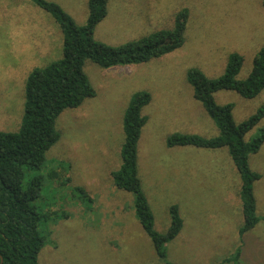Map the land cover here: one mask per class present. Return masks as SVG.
<instances>
[{
	"label": "rangeland",
	"instance_id": "1",
	"mask_svg": "<svg viewBox=\"0 0 264 264\" xmlns=\"http://www.w3.org/2000/svg\"><path fill=\"white\" fill-rule=\"evenodd\" d=\"M57 4L78 26L88 19L89 0H45ZM264 0H110L94 39L121 46L171 29L181 9L189 11L185 43L148 63L101 69L86 61L84 72L96 92L77 109L56 120L59 141L46 153L42 190L31 204L51 221L41 223L48 236L37 264H166L141 228L133 196L114 187L111 173L120 165L122 122L131 97L148 92L141 115L137 150L138 177L154 217V230L165 233L169 208L179 209L184 227L166 245L171 264H219L238 246L241 204L234 198L240 181L227 149H168L176 133L218 137L219 131L193 99L186 72L197 68L210 79L224 72L237 53L247 78L255 54L264 47ZM48 32V34L46 33ZM39 33L38 36L36 34ZM62 58V34L52 17L28 0H0V132H17L24 110L25 82L36 68ZM218 105L232 104L241 123L264 105V91L252 100L234 92L214 95ZM264 128V119L246 137ZM262 178L254 184L256 214L264 216V144L248 159ZM231 194H233L231 196ZM234 198V199H233ZM264 224L246 239L245 264H264Z\"/></svg>",
	"mask_w": 264,
	"mask_h": 264
},
{
	"label": "trees",
	"instance_id": "2",
	"mask_svg": "<svg viewBox=\"0 0 264 264\" xmlns=\"http://www.w3.org/2000/svg\"><path fill=\"white\" fill-rule=\"evenodd\" d=\"M28 1L48 13L59 26L62 58L44 68H36L28 75L20 127L14 133L0 132V264H37L39 252L47 241L48 236L39 226L51 221L50 213H42L31 204L40 196L42 178L32 177L24 182L27 175L44 168L46 153L59 141L60 133L56 130L58 117L65 110L77 109L85 100L96 96L84 72L85 62L106 70L159 59L183 47L189 19V11L181 9L174 16L171 29L159 30L113 47L94 39V31L105 19L110 0H89L88 19L84 26H78L55 3ZM242 65V56L232 53L227 58L223 74L216 79L208 78L197 68L186 72L193 99L201 104L217 127L218 137L206 139L176 133L166 139L168 149H227L237 170L240 186L234 198H239L242 218V225L237 231L238 246L219 264H245L246 237L252 235L259 224H264V216L259 218L256 214L254 197V184L262 176L252 172L248 163L249 156L258 153L264 144V128L246 140L247 135L264 119V105L247 120L236 123L232 115L234 106L218 105L214 101L218 92H234L243 99L252 100L264 91V47L255 54L247 78L237 80ZM151 100L148 92H137L131 97L122 122L124 142L120 150V165L111 173V178L115 188L133 196L135 216L150 239L156 256L171 264L167 261L166 245L183 230L179 209L175 205L169 208L170 225L165 233L155 231L153 213L138 177V142L147 123L141 112ZM259 245L264 250V245Z\"/></svg>",
	"mask_w": 264,
	"mask_h": 264
},
{
	"label": "crops",
	"instance_id": "3",
	"mask_svg": "<svg viewBox=\"0 0 264 264\" xmlns=\"http://www.w3.org/2000/svg\"><path fill=\"white\" fill-rule=\"evenodd\" d=\"M46 33L48 34V32H46ZM38 35H39V33L36 34V36H38ZM246 239H247V237H246ZM244 251H245V255H246V245H245Z\"/></svg>",
	"mask_w": 264,
	"mask_h": 264
}]
</instances>
